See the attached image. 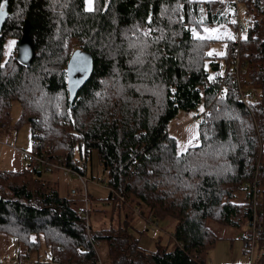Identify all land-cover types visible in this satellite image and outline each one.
Instances as JSON below:
<instances>
[{"label": "trees", "instance_id": "trees-1", "mask_svg": "<svg viewBox=\"0 0 264 264\" xmlns=\"http://www.w3.org/2000/svg\"><path fill=\"white\" fill-rule=\"evenodd\" d=\"M241 1L250 24L240 39L238 70L229 39L219 73L215 58L205 64L212 39H198L195 31L226 19L224 1L93 0L88 11L85 0H6L0 128L16 100L19 119L30 124L33 153L82 172L75 148L85 159L96 151L107 198L144 218H174L175 243L149 252L122 227L88 236L74 199L59 195L44 170L28 162L0 169V230L17 244L14 257H0L3 264H97L99 239L107 244V264H213L206 251L220 236L207 221L250 224L253 197L262 224L252 264H264V0ZM25 18L35 52L27 65L15 57ZM5 36L14 41L2 59ZM76 47L91 53L93 69L70 101L65 64ZM198 107L209 110L198 121V143L177 152L167 123L179 109ZM42 244L49 256L32 258Z\"/></svg>", "mask_w": 264, "mask_h": 264}, {"label": "rangeland", "instance_id": "rangeland-1", "mask_svg": "<svg viewBox=\"0 0 264 264\" xmlns=\"http://www.w3.org/2000/svg\"><path fill=\"white\" fill-rule=\"evenodd\" d=\"M220 1L225 3L222 10L226 15V19L205 23L200 30L195 32L199 36L212 39L206 50L208 59H206L205 64L208 65L209 60L215 58V62L218 64H216L218 72L223 73L226 69L224 55L227 49V42L229 39H233L235 29L234 24L227 19L228 13L231 14L234 9L231 3L232 0ZM85 5L88 7L86 0ZM200 10V16L205 18L207 16L205 6H201ZM238 12L242 25L247 27L250 24V17L246 11L245 4L241 0L238 3ZM13 41V37H4V44L1 50L2 59L9 55ZM200 110V107L190 110L179 109L175 116L168 121L167 130L175 138L177 152H182L189 146L198 143V122L194 119V114ZM20 114V104L18 101L13 100L9 107L8 121L3 128H0V169L19 170L28 163L23 151H30L31 148L30 124L26 119H19ZM49 146L50 144L47 143L45 147ZM75 157L79 158L77 148L74 150ZM79 170L83 172V170ZM84 174L87 178L85 183L77 174L71 171L50 167L43 171L42 177L52 187L57 189L59 195L74 199V207L84 215V225L88 231V236L92 235L94 231L96 233H114L115 229L122 227L131 233L136 247L143 250L149 252L162 248L169 250L174 246L175 242L172 236L175 224L174 218L164 217L153 220L144 218L137 212V208L128 205L118 206L107 198L108 187L105 184V175L101 170L96 151H91L90 156L86 159ZM32 180L34 183L37 182L33 178ZM207 225L220 236V238L215 239L213 245L207 248V260L213 264L253 263L259 248L255 244L250 256L248 249L246 248L245 250L242 239V236L251 230L249 223L238 228L208 220ZM30 237L38 238V240L43 239L42 234L32 233ZM16 249L17 244L13 235L7 233L5 228L0 230V257H14ZM94 249L98 255L97 260H100L102 264H107V244L105 239L96 241ZM44 252L47 257L49 252L46 251L42 244L38 251L31 254V257H42ZM7 260L15 261V258Z\"/></svg>", "mask_w": 264, "mask_h": 264}, {"label": "built area", "instance_id": "built-area-1", "mask_svg": "<svg viewBox=\"0 0 264 264\" xmlns=\"http://www.w3.org/2000/svg\"><path fill=\"white\" fill-rule=\"evenodd\" d=\"M231 2L234 6V12L231 15V21L234 24V29H235V34H234V38H233V41H234L233 49H234V52H236L235 69L234 70L237 72V70H238L237 65H238V61H239V55H238L239 52L238 51L240 49V46H239L240 45V39H241L242 35L245 33L246 27L243 26L241 23L240 15L238 12L237 0H232ZM242 54H245V51H242ZM65 110H66V114L68 115V117H70L71 116L70 108L67 107V108H65ZM204 113L208 114L209 110L206 109ZM204 113H201V111L196 112L194 114V119L197 122L200 121L202 118V115H204ZM23 152H24L25 158L28 160L29 163L32 164V167H34V168H41L44 170H47L50 167L59 168V169L71 171V172L77 174L78 177L84 181V183L87 180L84 172L83 173L79 172L74 167L62 165L58 161L51 160V159L45 157L44 154H38L35 152L33 153L32 151H23ZM133 162H135V160H133ZM85 163H86L85 157H83V155H79V159L77 160V167L79 169H83V167L85 166ZM252 205H253V215L251 217V222H250L251 230L246 235V248L248 249L250 256L252 255V250H253V247L255 245V240L260 235L261 224H262V216H261L260 212L258 211V205H257L256 197H253V204ZM47 256H49V254ZM2 262L3 261L0 260V264H2ZM97 264H102V262L100 260H97Z\"/></svg>", "mask_w": 264, "mask_h": 264}, {"label": "water", "instance_id": "water-1", "mask_svg": "<svg viewBox=\"0 0 264 264\" xmlns=\"http://www.w3.org/2000/svg\"><path fill=\"white\" fill-rule=\"evenodd\" d=\"M0 4L3 5V7L0 8V29H1L2 22L7 13L6 0L1 1ZM29 30H30V22L28 19L25 18L21 27L20 37L17 41V50L15 57L19 62L26 65L30 63L35 53L34 45ZM216 68L217 66L214 65L212 69H216ZM92 69H93V57L91 53L79 47L74 48L71 51L65 64L66 87L70 101L73 100L77 90L89 78Z\"/></svg>", "mask_w": 264, "mask_h": 264}, {"label": "snow or ice", "instance_id": "snow-or-ice-1", "mask_svg": "<svg viewBox=\"0 0 264 264\" xmlns=\"http://www.w3.org/2000/svg\"><path fill=\"white\" fill-rule=\"evenodd\" d=\"M86 3H87V5H88L87 10H88V11H92V10H93V8H92V0H86ZM2 7H3V5L0 4V8H2ZM194 35H196L195 32H194ZM196 38H198V39H202L203 37L196 36ZM209 54L211 55V53H209ZM210 79H211V77H210Z\"/></svg>", "mask_w": 264, "mask_h": 264}]
</instances>
